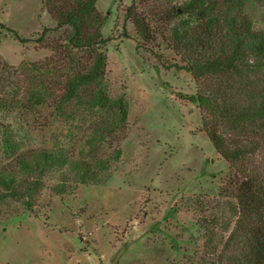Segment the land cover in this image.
Instances as JSON below:
<instances>
[{
  "label": "rangeland",
  "instance_id": "rangeland-1",
  "mask_svg": "<svg viewBox=\"0 0 264 264\" xmlns=\"http://www.w3.org/2000/svg\"><path fill=\"white\" fill-rule=\"evenodd\" d=\"M85 1L53 4L78 10ZM189 1L97 0L103 24L96 21L85 33L109 39L102 49L103 85L111 100L122 101L126 115L121 120L114 105L67 121L55 117L52 100L69 75L93 62L95 51L67 49L70 29L55 30L42 0H0V59L17 70L14 86L28 87L34 76L23 65L58 71L44 77L52 95L45 106L23 116L0 114V124L13 125L24 148L61 146L70 160L68 167L44 170L35 188L39 176L18 170L1 154L0 139V165L33 186L25 197L0 188V264H200L202 257L208 264V232L221 234L218 223L229 217L237 178L204 132L203 114L189 101L196 82L174 48L176 30L201 33L206 23L186 12ZM211 1L217 15L231 6L229 0ZM250 1L252 13L264 19V0ZM82 163L93 168L88 179L94 183L77 182L70 166ZM209 216H216V225L205 222Z\"/></svg>",
  "mask_w": 264,
  "mask_h": 264
},
{
  "label": "trees",
  "instance_id": "trees-1",
  "mask_svg": "<svg viewBox=\"0 0 264 264\" xmlns=\"http://www.w3.org/2000/svg\"><path fill=\"white\" fill-rule=\"evenodd\" d=\"M53 1L42 0V8L51 14L56 31L70 29L66 48L73 52L95 51L93 62L86 69L69 75L63 83V93L52 100L55 117L77 120L81 114L88 117L97 110L116 105L121 120L124 119L126 110L122 101L111 100L103 85L106 55L102 49L109 39L85 33L88 25H94L96 21L100 27L103 24L95 11L97 0L80 3L78 10L58 7ZM228 2L231 6L218 13L223 17L219 21L214 11L216 5L211 0H190L186 12L206 18V23L201 33L183 28L176 30L174 48L185 58L182 69L196 82L197 92L189 101L196 103L203 114L204 132L220 156L231 164L237 178L234 202L228 201L226 206L229 217L218 223L221 234L216 237L213 230L208 232L207 262L264 264V27L261 26L264 19L252 13L254 8L250 0ZM0 28L5 26L0 24ZM10 32L21 43L29 42L14 31ZM47 32L49 30L45 29L38 40H44ZM73 52L69 57L71 62L75 57ZM21 68L34 73L28 80V87L17 83L19 87L14 86L17 70L0 59L1 115L23 116L45 106L52 97L44 77L58 71L34 63ZM91 86L96 90L86 93ZM0 126L1 154L10 157L18 170L37 174L35 188H39L38 181L47 168L70 165L64 147L29 150L18 139L23 135L14 130L13 125ZM92 169L86 163L80 167L78 164L70 166V170L77 172V182L81 184L92 180L88 179V175L93 174ZM13 170L0 165V188L10 195L25 197L24 192L33 186L15 175ZM91 182L94 183L93 180ZM60 192H63L62 188ZM229 195L225 190L224 196L228 198ZM205 222L212 225L218 220L216 216H209ZM200 260V264H204L206 259L202 257Z\"/></svg>",
  "mask_w": 264,
  "mask_h": 264
}]
</instances>
